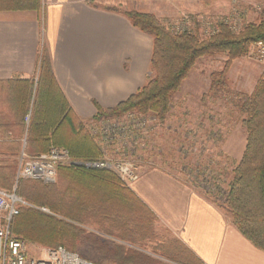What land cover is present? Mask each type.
Returning a JSON list of instances; mask_svg holds the SVG:
<instances>
[{
	"label": "trees",
	"instance_id": "trees-1",
	"mask_svg": "<svg viewBox=\"0 0 264 264\" xmlns=\"http://www.w3.org/2000/svg\"><path fill=\"white\" fill-rule=\"evenodd\" d=\"M39 2L0 0V11L34 10ZM123 13L134 26L152 37L150 71L153 76L115 107L102 109L97 106L93 118L137 110L154 112L164 121L171 107L172 94L179 90L199 58L223 53L228 56L222 70L210 75L209 94L217 96L227 86L226 74L231 61L245 55L252 43L264 42V19L247 23L238 32H232L227 24L220 22L216 31L202 38L191 31L171 32L150 13L134 10ZM7 85L1 90L5 91V101L17 131L15 133L8 123L11 119L0 118V150L10 156L0 160V187L11 190L15 186L16 194L25 202L18 203V214L11 218V237L51 248L61 245L75 252L71 249L78 233H82L78 226L90 218L97 225H105L108 235L114 236L117 232L128 239L152 226L157 220L154 214L108 168L86 169L63 164L57 168L58 184L50 185L17 177L22 132L25 133L24 152L29 155L56 146L66 149L73 161L86 162L98 160L99 152L84 123L73 114L59 89L44 49L35 82L19 80L7 82ZM234 95L236 105L245 115L242 119L245 148L234 168L228 196L223 201L207 197L252 244L264 250V72L250 93ZM28 113L26 124L24 117ZM41 207L49 212L40 210ZM170 242V249L164 248L163 252L167 259L176 264H203L182 242L174 239ZM116 248L97 264L142 261L140 255L125 251L124 247Z\"/></svg>",
	"mask_w": 264,
	"mask_h": 264
},
{
	"label": "crops",
	"instance_id": "crops-1",
	"mask_svg": "<svg viewBox=\"0 0 264 264\" xmlns=\"http://www.w3.org/2000/svg\"><path fill=\"white\" fill-rule=\"evenodd\" d=\"M230 5L229 0H40L34 10L0 11V118L12 116L2 86L35 82L43 49L66 102L85 123L97 106L115 107L146 83L152 37L124 11L213 14ZM14 122L8 123L16 133ZM21 136L25 144V133ZM9 157L0 150V160ZM128 187L203 264H264V250L181 175L144 166Z\"/></svg>",
	"mask_w": 264,
	"mask_h": 264
},
{
	"label": "rangeland",
	"instance_id": "rangeland-1",
	"mask_svg": "<svg viewBox=\"0 0 264 264\" xmlns=\"http://www.w3.org/2000/svg\"><path fill=\"white\" fill-rule=\"evenodd\" d=\"M229 2L231 5L226 12L213 14L190 12L156 16L150 12L134 11L154 15L171 32L191 31L202 38L212 33L206 29L211 21H217L218 24L224 22L232 32H238L247 23L264 19V0ZM247 12H250L248 17H244ZM253 44L245 55L231 61L226 74L227 86L217 96L209 94L210 75L222 70L228 56L223 53L199 58L179 90L172 94L171 107L164 121H160L154 112L128 110L120 115L92 118L85 122L84 126L97 147L99 158H103L105 153L108 157L112 154L109 145L97 143V133L93 134L92 128L98 134L102 130L106 134L125 135L124 148L120 150L121 158L129 159L141 167L162 166L172 174L181 175L197 191L223 201L228 196L234 168L246 144V132L242 126L245 115L236 105L234 94L250 93L264 72V63L255 57ZM152 76L153 72L149 68L146 82ZM109 170L118 178L113 169ZM57 180L58 176L54 182L39 181L50 185L57 183ZM43 208L40 210L49 212ZM103 226L97 225L93 218L78 226L82 233H78L71 250L96 264L102 263L119 246L141 256L142 261L136 264H176L167 259L163 252L164 248L170 249V241L180 240L157 220L143 232L140 231V235L131 236L130 239L123 238L117 232L110 236ZM24 242L28 254L35 257H42L47 248Z\"/></svg>",
	"mask_w": 264,
	"mask_h": 264
},
{
	"label": "built area",
	"instance_id": "built-area-1",
	"mask_svg": "<svg viewBox=\"0 0 264 264\" xmlns=\"http://www.w3.org/2000/svg\"><path fill=\"white\" fill-rule=\"evenodd\" d=\"M229 20V19H228ZM227 19H225V22ZM218 27L217 21H211L206 29L214 32ZM255 57L264 63V42L257 41L252 45ZM29 121V113L25 115L24 122ZM91 132L97 133L96 141L109 145L112 156H105L96 161L77 162L73 161L69 152L60 147L51 146L47 151L29 155L23 151L19 156L17 177L24 179L43 180L54 182L57 176V168L63 164H73L89 168L113 169L124 185L129 186L140 174L141 166L133 161L121 158L120 150L124 148L125 135L117 133L99 132L92 128ZM108 150V149H107ZM106 150V151H107ZM25 203L15 192V186L11 189L0 187V264H95L94 261L82 257L77 252L67 250L61 245L47 247L42 257L29 255L24 240L11 237L9 228L12 216L18 214V203ZM45 211L47 209L43 208Z\"/></svg>",
	"mask_w": 264,
	"mask_h": 264
}]
</instances>
